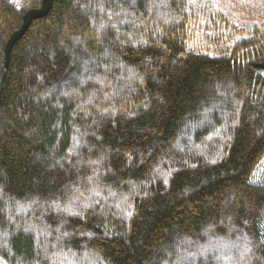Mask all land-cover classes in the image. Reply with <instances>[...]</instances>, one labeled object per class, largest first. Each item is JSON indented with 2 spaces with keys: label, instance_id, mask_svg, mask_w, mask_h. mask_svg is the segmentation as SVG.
Instances as JSON below:
<instances>
[{
  "label": "trees",
  "instance_id": "obj_1",
  "mask_svg": "<svg viewBox=\"0 0 264 264\" xmlns=\"http://www.w3.org/2000/svg\"><path fill=\"white\" fill-rule=\"evenodd\" d=\"M41 2L0 0V259L264 264V0H55L7 61Z\"/></svg>",
  "mask_w": 264,
  "mask_h": 264
},
{
  "label": "water",
  "instance_id": "obj_2",
  "mask_svg": "<svg viewBox=\"0 0 264 264\" xmlns=\"http://www.w3.org/2000/svg\"><path fill=\"white\" fill-rule=\"evenodd\" d=\"M54 1L55 0H42L41 7L39 9L28 11L23 16L20 29L10 37L9 41L6 44L5 57L7 61L13 45L23 36V34L27 31L30 24L34 20L41 19L49 13ZM258 67L264 71V63L259 64Z\"/></svg>",
  "mask_w": 264,
  "mask_h": 264
},
{
  "label": "rangeland",
  "instance_id": "obj_3",
  "mask_svg": "<svg viewBox=\"0 0 264 264\" xmlns=\"http://www.w3.org/2000/svg\"><path fill=\"white\" fill-rule=\"evenodd\" d=\"M10 2H12L13 4H15L17 7L19 6V2H20V0H9ZM215 2L216 1H218V0H214ZM202 7V5H199L198 6V9L199 8H201ZM204 16V12H200L199 14H198V19L199 20H201L202 19V17ZM246 25H247V23H246ZM202 31H203V33H207V32H205V30H203L202 29ZM207 34H209V33H207ZM195 36H196V38L198 39V40H200V38H199V33H198V31L197 32H195ZM239 39V38H238ZM189 46H190V48L192 49V50H207L206 51V53L208 52V53H212V51H213V49L210 47V46H207V45H205V44H203V43H193V42H189ZM209 47V48H208ZM262 171H264V166L262 167V169H261ZM0 264H5V262L3 261V260H1L0 259Z\"/></svg>",
  "mask_w": 264,
  "mask_h": 264
}]
</instances>
